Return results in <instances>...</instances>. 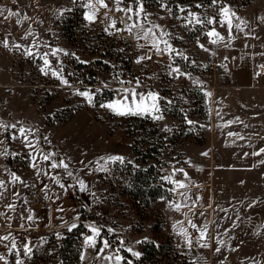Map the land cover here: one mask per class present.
Segmentation results:
<instances>
[{"label": "rangeland", "instance_id": "obj_1", "mask_svg": "<svg viewBox=\"0 0 264 264\" xmlns=\"http://www.w3.org/2000/svg\"><path fill=\"white\" fill-rule=\"evenodd\" d=\"M197 3L204 7L196 8ZM209 4V0H194L180 5L190 6L201 17L205 10L212 16L217 15V9ZM145 11L149 13L146 6ZM231 11L235 13L231 34L226 26L219 24L204 28L192 25L186 29L183 21L176 18L162 25L171 33L169 42L173 47L188 57L187 61L176 57V63L190 75L179 78L169 75L173 87L164 96L168 101L179 102L185 112L184 128L191 135L168 142L162 149L158 158L167 163L161 170H170L163 179L171 186L172 195L170 199H156L150 207H144L124 192L125 181L120 168L128 164L141 166L142 162L137 160L133 141L123 126L117 124V117L121 116L99 107L100 103L117 99L119 89L112 91L113 98L100 96L101 92L89 105L85 98L75 94L77 89L34 87L35 66L24 71L28 77L19 76L0 43V123L32 130L29 139L36 142L37 148L55 153L53 159L57 162L63 159L69 165L68 171L73 173L69 177L62 168L52 170L66 185L64 189L48 177L37 176L30 166L32 150L23 147L20 140L7 139L9 133L0 129V141H3L0 152L25 150L24 157L15 162L9 160V156L0 155V180L5 181V188H0L3 192L0 196V236H10L8 241H0L3 244L0 256L4 257V251L9 252V257L0 260V264L5 261L16 264L23 254L21 245L26 235L32 238L34 249L44 247L47 238L55 232L60 238V232L72 226L54 224L51 229L42 230L38 220L35 224L22 222L25 213L39 206L68 210L69 220L78 217L74 224L81 218V208L87 216H95L83 221L89 230L84 236L85 257L98 254L102 246L100 241L108 239L107 234L112 235L114 247L106 249L103 252L106 255L116 254L114 249L119 247L120 239L126 247L142 255V243L146 240H175L176 232L185 237L178 222H183L188 236L191 228L188 221L191 220L199 230H205L206 226V239H199L198 230V248L185 247L175 240L169 257L158 255L155 264H169L170 260L172 264H185L184 258L194 264H264V153L253 154L264 148V0H253L248 8ZM260 17L262 24L257 25ZM35 26L36 36L24 41H18L17 36L9 37V46L20 44L24 50L31 48L34 53L41 54L62 49L64 43L59 35L49 33L42 22ZM210 27H215L224 40L215 44L210 43L209 38L206 40L204 33ZM57 32L55 29L54 33ZM34 40L37 47L33 46ZM201 44L208 50L201 48ZM34 57L35 62L43 63L40 56ZM54 58L49 56L51 62ZM181 89H200V93L190 96ZM153 92L163 96V91ZM177 96H182L183 100H175ZM160 108L163 119L154 120L159 128L170 132L179 128L180 120L165 111L161 101ZM112 156L123 157V162L108 160ZM156 162L150 160V163ZM39 166L48 170L44 162ZM12 173L20 176L23 183L13 182ZM168 178L186 187L176 188ZM78 180L84 181L86 190H80ZM36 186L43 188L45 193L43 202L38 205L32 201ZM9 204L14 207L9 208ZM175 204L181 205L179 211L175 210ZM90 226L101 228V237L97 238L95 247L86 243V237L92 235ZM109 228L113 229L112 233L107 231ZM126 230L131 234L129 239L124 238ZM13 239L17 249L10 251L11 245L9 249L7 246ZM202 243L207 247H201ZM202 252V260L195 259ZM30 259L33 264H49L47 261L33 262L32 255ZM138 259L132 257L131 260L135 264L134 260Z\"/></svg>", "mask_w": 264, "mask_h": 264}, {"label": "built area", "instance_id": "obj_2", "mask_svg": "<svg viewBox=\"0 0 264 264\" xmlns=\"http://www.w3.org/2000/svg\"><path fill=\"white\" fill-rule=\"evenodd\" d=\"M253 0H222L226 5H230L233 10H244L248 8ZM166 2L175 6L184 3L182 0H166ZM210 2V0H209ZM26 3L30 8L29 19L24 24H17L12 16L10 19H3V25L6 27L5 32L11 36H20L25 34L37 22H42L49 33L59 35L63 40L62 50L69 54L60 53L58 58L52 60V68L60 69L65 79L69 81L70 86H65L49 72L47 75L41 72L44 67L43 63L35 62L36 57H29L25 50L12 46L4 47V52L10 60L11 67L20 75L23 74L30 66H35L34 70V87H53V88H72L84 90L85 88L95 90L101 88L105 83L107 88L103 91H113L122 87H135V80L138 78L141 87L137 91H164L170 89V77L168 75L170 63L166 56L158 53H151L153 59L144 60L137 63V58L150 54L147 47H140L144 44L143 40L137 41L134 36L127 32H120L109 35L105 29L108 27V20L104 17V9H100L95 22H89L85 19L84 13L87 9L83 8L80 3L73 4L71 0H0V8L14 9L22 14L21 4ZM111 3V0H109ZM190 3V2H188ZM145 6L148 8L150 21L159 25H165L174 19V15L162 11L157 0H145ZM215 9L218 8L214 7ZM71 9V11H63ZM63 11V15H61ZM109 16L121 18L119 12H109ZM21 16V15H20ZM204 16H212L205 10ZM163 17V19H161ZM257 24H261V19H257ZM117 27H123L118 24ZM58 31L54 33V30ZM206 36V40H207ZM87 61V63H81ZM21 79V77H20ZM132 81L131 84L121 85L119 81ZM41 81H44L41 83ZM102 91V92H103ZM13 153L15 156H9V160L15 162L17 159L24 157L25 150L17 149ZM169 168L161 170L162 177L169 175ZM45 198L43 188L36 186L33 189L32 201L34 205L41 204ZM1 215H4L2 212ZM197 221V219H196ZM88 225V223H85ZM175 240L181 245L188 247L186 239H191L193 248H198V229L189 230L188 236L182 237L176 232ZM130 232L124 231V238L129 239ZM123 238V239H124ZM3 244L0 243V247Z\"/></svg>", "mask_w": 264, "mask_h": 264}, {"label": "snow or ice", "instance_id": "obj_3", "mask_svg": "<svg viewBox=\"0 0 264 264\" xmlns=\"http://www.w3.org/2000/svg\"><path fill=\"white\" fill-rule=\"evenodd\" d=\"M71 2L73 4L80 3L83 8L87 9V11L84 13V17L90 23L95 22V20L97 19V15L100 12V9H104V17L109 22L108 27L105 29V31L108 32L109 35L120 33L123 31L127 32L131 36H134L137 41L143 40L144 44H140L139 46L147 47L148 52L150 54L138 57L136 61L137 63H141L144 60H151L153 59V55L151 53H158L162 56H166L170 61V63L167 65V67L169 68L168 75H174L176 78L190 75L189 73L182 71L181 67L176 63V57H180L182 60L185 61L188 60V57H186L178 49L174 48L173 45L169 42V38H171L170 32L164 30L161 25L153 23L149 20L151 14L145 11V0H111V3H109V0H71ZM157 2L159 3V6L162 11H166L169 14L174 15V18L182 20L183 27L186 29H188L192 25L204 28L206 26L219 24L221 27L226 26L229 34H231V30L233 27V17H235V13L231 11L230 5L224 4L222 0H210L209 6H218L217 15L211 17H201L199 13L192 11L190 6L185 7L179 4L173 6L170 3L166 2V0H157ZM195 7L198 9L203 8L204 4L197 3ZM63 11H71V9H65ZM63 11H61V15H63ZM109 12H119L122 14V17L116 18L114 16H109ZM20 15L21 14L14 9H0V17L5 20L10 19L12 16L19 17ZM23 19L28 20L29 17L23 16ZM161 19H163V17H161ZM236 19L239 18L237 17ZM16 23L20 24V19H17ZM240 23L244 22L240 21ZM118 24L123 25V27H117ZM236 27H239V24H237ZM204 34L210 39V43L212 44L224 40V37L216 30L215 27L208 28V30ZM32 35L33 33L29 31L23 37V39L27 40L28 37ZM0 43H3V46L5 48L9 46V42L7 39L0 41ZM33 46H38L36 45L35 40L33 41ZM199 46L205 51L208 50L207 48H204V45L202 44ZM14 47L21 48L22 45L15 44ZM25 52L26 55L29 57L40 56L44 65V67L41 68L42 73L47 75L49 72H51V74L55 76L61 84L65 86H70L69 81L65 79L62 74V67L60 69L52 68L49 56L58 58V53H63V55L65 56H74V53L69 54L62 49H51L50 52H44L43 54H41L39 52L34 53L31 48L26 49ZM81 63H87V61H81ZM191 63L194 64L195 61H191ZM119 83L121 85H124L126 83L131 84L132 81L125 82L121 80L119 81ZM107 87L108 84L105 83L101 86V88H97L95 90L88 88H85L84 90L77 89L75 91V94L85 98L87 103L89 105H92L95 97L98 96L104 90V88ZM140 87L141 82L137 78L135 80V87H122L118 90L119 97L117 99L109 103H100L99 107L106 108L113 112L115 115L119 116L135 115L149 116L154 120L163 119V115L161 114L160 108V101L162 98L160 97L159 93L153 91H148L146 93L142 91H137V89ZM168 103H171V101H168ZM189 123H191V121H189ZM0 129H3L6 133H9V135L6 136L7 139L13 141L20 140L23 147L32 150L29 153L30 166L36 171L37 176L43 175L45 177H48L55 184L59 185V187H61L62 189L66 188V185L60 182L57 175L53 174L52 170L62 168L67 172V175L71 177L73 173L71 171H68L69 165L63 159H60L58 162L54 160L53 157L55 156V153H45L41 149L37 148L36 142L29 139V135L32 134V130L26 129L23 126H20L17 129L16 124L5 125L3 123H0ZM45 140H47V138H45ZM0 143H3V141H0ZM260 153H264V148L260 149L259 152L253 154L259 155ZM0 155L15 156L18 155V153H11L8 149H5L3 152H0ZM123 159L124 158L121 156H112L108 158V160L113 162H123ZM40 162L46 163L48 170L41 168L39 166ZM177 171L182 172L183 170L178 169ZM184 175L186 177L187 173H184ZM11 176L13 182L23 183L21 177L16 175L15 173H12ZM170 182L174 183L176 185V188L186 187V185L180 181H171L170 179ZM78 183L81 191L86 190V185L83 180H78ZM44 187L47 188V185L45 184ZM0 188H5V181L0 180ZM2 195L3 192H0V196ZM8 207L13 208L14 205L9 204ZM174 207L175 210L179 211L181 205L175 204ZM27 219L32 220V216H28ZM178 223L181 224V233L185 235V237H187V230L182 227L183 222ZM188 223L193 229H197V225L191 220H189ZM76 226L77 225L73 224L71 227L75 228ZM205 230H199L200 240L206 239ZM90 231L92 235L86 237V243H88L89 246L95 247L97 243V238L101 237V228L97 226H90ZM107 231L109 233H112L113 229L109 228ZM9 239V235L0 236V241H8ZM100 242L102 246L98 249V256L102 254L106 249H112V244L108 239L103 238ZM118 243L119 247L114 249V252L116 253L115 255H106L103 257L106 261H114V264H133V261L131 259H127L125 256L119 254L121 250L130 253L132 257H135L137 259L140 257L141 253L134 251L131 247H126L125 242L122 239H120ZM137 243H141V241H137ZM186 243L188 247H191V239H186ZM200 246L207 247V244L202 243L200 244ZM21 247L23 248V254L31 258V255L33 254L32 247L28 243H24L23 245H21ZM16 249L17 244L13 239L11 241V248L9 250L12 251ZM216 251L219 252L220 249L216 248ZM0 260H4V257L0 256ZM5 264H7L6 261ZM16 264H23V261L17 259Z\"/></svg>", "mask_w": 264, "mask_h": 264}, {"label": "trees", "instance_id": "obj_4", "mask_svg": "<svg viewBox=\"0 0 264 264\" xmlns=\"http://www.w3.org/2000/svg\"><path fill=\"white\" fill-rule=\"evenodd\" d=\"M182 1L192 3L194 0ZM180 91L187 92L190 96L200 93V89H181ZM168 93H170L169 89L163 91L161 104L165 111L180 120V127L172 132L161 130L154 119L149 116L129 115L117 117L119 121L117 124L123 126L127 136L133 141L132 147L137 155V160L142 162L141 166L136 167L128 164L120 168L122 179L125 181L122 187L131 199L138 201L144 207L152 206L158 198H171V186L164 182L161 175V167L167 165V163L161 162L158 157L166 143L175 142L191 135L184 128L185 112L179 106V102L168 103V100L164 96ZM100 96L113 98L114 94L112 91H103ZM200 98L204 99V96H200ZM177 99L182 101L183 97L177 96L175 100ZM151 159L157 162L150 163ZM114 174H116V170ZM85 218L94 219L95 216H87L85 209L81 208V218L75 224L77 226L75 228L65 227L60 232V238L57 237L56 232L53 233L47 238V244L44 247L36 246L33 249L32 261L38 260L40 263L47 261L49 264H81L84 250V236L89 231L83 222ZM156 227L160 228L161 226L157 225ZM106 236L112 247H114L112 235L107 234ZM174 246L175 240L173 238H167L166 241L161 242L146 240L142 243L143 253L138 260H134L135 264H155L158 255L169 257L170 253L174 250ZM120 254L127 259H132L131 254L126 251L121 250ZM183 262L185 264H194L187 258H184ZM169 264H172L171 260Z\"/></svg>", "mask_w": 264, "mask_h": 264}, {"label": "crops", "instance_id": "obj_5", "mask_svg": "<svg viewBox=\"0 0 264 264\" xmlns=\"http://www.w3.org/2000/svg\"><path fill=\"white\" fill-rule=\"evenodd\" d=\"M21 7H22L21 16L14 17L13 19L15 21L17 19H20V21H21L20 24H24L27 20H24L23 16L28 17V15H30V8H29V5L26 3H22ZM0 9H2V8H0ZM260 19H261V17H260ZM1 21H2V29H0V40H5V39H8L9 37H15V36H11L5 32L6 27L3 25V18L1 19ZM38 24H39V22H37L35 25H38ZM261 24H262V19H261ZM35 25L28 30V31L31 30L30 32L33 33L32 36H36L38 34L36 32L37 28L35 29V27H36ZM28 31L23 35L17 36L19 38L18 41H24L25 39H23V37L28 33ZM28 216H32V220H28L27 219ZM67 216H68V210H58L55 206L52 208H49V207L44 208V206H39V207H34L28 213H25V215L21 218V220H22V222L30 221L31 224H33V223L35 224L36 220H38L39 225H41V227H43L42 230H45V229L48 230V229H51V226L54 224H56L57 227L71 226L78 219V217H76L74 219L69 220ZM42 217H44V218H42ZM26 237L27 238L24 240V243H28L31 247H33L32 238L28 237L27 235H26ZM10 245H11V243L8 242V246H7L8 249H9ZM3 254H4V259H7L9 257V252L4 251ZM86 254H87V247L85 245L83 255H82L81 264H114V261H111V262L106 261L103 258L104 256H106V253H102L99 256L97 254L94 257L92 256V258L85 257ZM203 257H204V253L202 252L195 259L202 260ZM18 259L22 260L23 264H33L31 262V259L29 257H25L24 254H20Z\"/></svg>", "mask_w": 264, "mask_h": 264}]
</instances>
